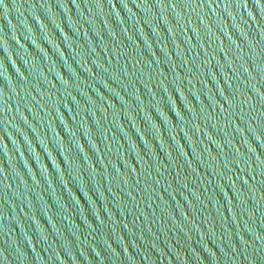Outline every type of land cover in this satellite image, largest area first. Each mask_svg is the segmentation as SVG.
I'll use <instances>...</instances> for the list:
<instances>
[{"label": "water", "instance_id": "obj_1", "mask_svg": "<svg viewBox=\"0 0 264 264\" xmlns=\"http://www.w3.org/2000/svg\"><path fill=\"white\" fill-rule=\"evenodd\" d=\"M0 264H264V0H0Z\"/></svg>", "mask_w": 264, "mask_h": 264}]
</instances>
